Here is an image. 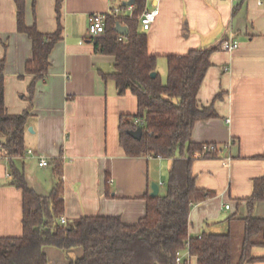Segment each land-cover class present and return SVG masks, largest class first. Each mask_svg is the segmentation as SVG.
Here are the masks:
<instances>
[{
	"label": "crops",
	"instance_id": "obj_1",
	"mask_svg": "<svg viewBox=\"0 0 264 264\" xmlns=\"http://www.w3.org/2000/svg\"><path fill=\"white\" fill-rule=\"evenodd\" d=\"M122 1L126 0H61V35L50 51L45 77L35 83L24 133L25 153L11 159L0 155V237L22 233V190L11 184L10 160L37 194L46 196L61 186L66 219L118 215L133 224L145 214L151 184H158V194L165 186L172 158L124 152L119 119L136 112L137 100L129 90L119 92L113 79L103 77L114 71V56L96 52L88 39V15L106 13ZM22 2L27 26L35 25L44 33L57 28L56 0ZM155 7L156 19L144 32L148 52L157 55L160 78L166 74L167 54L212 48L197 102L212 105L216 116L197 120L191 139L216 143L220 151L191 161L196 186L213 195L191 206L188 234L231 232L234 237L243 232L242 218L248 212L264 217L263 200L255 201L251 209L245 200L252 193L253 180L264 174V4L145 0L144 9ZM120 13L128 15L125 7ZM224 37L236 39L237 47L219 48ZM31 56L30 38L17 29L16 0H0V72L8 113L29 107L32 75L25 73V63ZM40 156L49 164L40 166ZM54 159H60V176ZM44 251L47 264H68L80 255L78 248L64 251L45 246ZM250 253L264 257V246H253ZM190 264H196L193 255ZM243 264H264V259Z\"/></svg>",
	"mask_w": 264,
	"mask_h": 264
},
{
	"label": "trees",
	"instance_id": "obj_2",
	"mask_svg": "<svg viewBox=\"0 0 264 264\" xmlns=\"http://www.w3.org/2000/svg\"><path fill=\"white\" fill-rule=\"evenodd\" d=\"M17 3V29L26 33L32 44V56L25 63V73L32 75L27 94L29 107L19 113H8L4 103V76L0 72V155L11 159L25 153L24 133L32 105L35 83L48 71L49 54L61 35L59 7L56 0L57 28L40 32L35 25L27 26L23 17V2ZM132 16L107 15L104 32L88 36L98 53L114 56V71L103 74L114 80L119 92L129 90L137 100L133 114L119 119V142L128 156L148 155L172 158L165 184V192L146 195L145 214L136 223L126 224L120 216L83 215L66 219L61 186L49 195L37 194L31 189L21 169L11 160V184L22 190V233L19 236L0 237V264H47L45 246L64 251L73 248L80 255L68 264H177V252H188L196 257V264H243L262 260L252 257L253 246H264V217L250 212L242 218L243 232L239 253L234 254L231 232L203 231L196 236L188 234V215L193 204L213 195V191L199 188L190 164L202 143L191 139L197 120L216 116L212 105L199 106L197 92L210 66L212 48H193L183 54L166 55V79L162 82L156 70L157 55L147 49V37L137 17L144 9L145 0H134ZM123 8V1L119 4ZM116 22L128 28L127 34L115 30ZM121 36V39L118 37ZM156 72L151 76V72ZM142 120V124L135 123ZM140 127V137L127 131ZM216 156V153L203 157ZM55 173L61 175L60 159H54ZM251 209L257 200L264 201V174L253 180V189L245 199ZM181 264H186L184 260Z\"/></svg>",
	"mask_w": 264,
	"mask_h": 264
},
{
	"label": "built area",
	"instance_id": "obj_3",
	"mask_svg": "<svg viewBox=\"0 0 264 264\" xmlns=\"http://www.w3.org/2000/svg\"><path fill=\"white\" fill-rule=\"evenodd\" d=\"M259 4H264V0H258ZM132 4H126L125 9L128 12L127 14L120 13L121 8L118 6L112 7L108 12L106 13H99V12H93L88 15L87 19V33L88 36H99L103 34L104 32V20L107 15H114V16H123L127 15L129 17L132 16ZM158 14V8H151V9H143L141 14L137 17V20L139 22L141 30H148L156 19V16ZM118 39H121V36L118 37ZM238 45V41L236 39H233L231 37H224L219 41L218 47L222 50L231 51L234 48H236ZM135 123L142 124V120H135ZM220 149L218 148L216 143L212 142H206L201 144V148L199 151L194 153V157H203L206 154H212L219 152ZM160 157V156H158ZM39 165L40 166H46L49 164V161L43 157H39ZM159 185H162V182H159ZM225 208H228L229 205L225 204ZM60 221L62 224L66 223V218L61 217ZM190 257L191 254L188 252V250H185L183 252H177L175 261L177 264H181L184 260L186 261V264H190Z\"/></svg>",
	"mask_w": 264,
	"mask_h": 264
},
{
	"label": "water",
	"instance_id": "obj_4",
	"mask_svg": "<svg viewBox=\"0 0 264 264\" xmlns=\"http://www.w3.org/2000/svg\"><path fill=\"white\" fill-rule=\"evenodd\" d=\"M134 0H126L123 2L124 5L126 4H132ZM115 30L119 33V34H127L128 32V28L126 25L121 24L120 22H116L115 24ZM156 72H151V76H154ZM29 130H32L30 127L28 128ZM132 137L134 138H139L141 133H142V129L140 127H136L135 129H130L127 131ZM5 138L4 137H0V142H4ZM158 194V184L156 182H153L151 184V192H150V196H155Z\"/></svg>",
	"mask_w": 264,
	"mask_h": 264
},
{
	"label": "rangeland",
	"instance_id": "obj_5",
	"mask_svg": "<svg viewBox=\"0 0 264 264\" xmlns=\"http://www.w3.org/2000/svg\"><path fill=\"white\" fill-rule=\"evenodd\" d=\"M164 65H166V61H164ZM164 73H165V68H164ZM166 79V74H162L161 75V80L162 82H164ZM164 178V176H163ZM167 181V179L165 180ZM165 192V186H161L160 188V194H163ZM241 238H242V232L241 233H235L234 236V254L237 255L239 253V248H240V242H241ZM74 253V252H73Z\"/></svg>",
	"mask_w": 264,
	"mask_h": 264
}]
</instances>
